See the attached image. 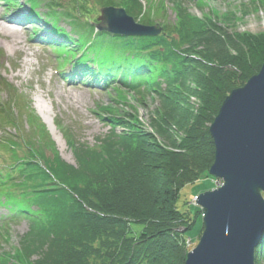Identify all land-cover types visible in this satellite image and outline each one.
Here are the masks:
<instances>
[{
  "label": "trees",
  "instance_id": "obj_1",
  "mask_svg": "<svg viewBox=\"0 0 264 264\" xmlns=\"http://www.w3.org/2000/svg\"><path fill=\"white\" fill-rule=\"evenodd\" d=\"M1 1L6 7L21 8L18 0ZM30 1L32 10L23 21L41 25L36 28L40 33L58 34L62 42H55L59 51H66L64 60L80 53L73 62L81 81L117 88L122 102L123 90H132L140 97L157 93L161 103L149 129L131 104L127 103L131 114L124 115L98 106L94 113L109 131L93 147L70 138L74 166L57 158L34 115L30 119L37 139L21 134L16 116L1 110L14 135L0 143L12 161L0 173V199L12 214L27 218L30 230L11 253L0 254V264H184L188 252L184 237L201 211L191 216L179 210L180 190L207 176L214 161L209 126L230 92L264 63V33L227 34L248 14V7L239 10V17L228 12L201 20L188 13L185 0H167L175 26L164 27L165 34L112 36L95 32L88 24L90 39L102 35L114 40L106 53L93 55L92 42L62 37L63 30L54 25L62 18H77L79 0H70L74 6L66 8L62 0H48L45 21L34 10L39 0ZM98 1L101 7H122L135 18L144 17L142 22L149 25L151 11L164 13V0L147 12L137 0ZM259 3L264 6V0ZM251 7L256 10L254 3ZM68 43L72 48L64 50ZM191 98L198 103L196 110ZM177 133L181 135L176 137ZM43 148L53 157H45ZM202 231L203 225L197 241ZM254 264H264V236L255 249Z\"/></svg>",
  "mask_w": 264,
  "mask_h": 264
},
{
  "label": "rangeland",
  "instance_id": "obj_2",
  "mask_svg": "<svg viewBox=\"0 0 264 264\" xmlns=\"http://www.w3.org/2000/svg\"><path fill=\"white\" fill-rule=\"evenodd\" d=\"M22 1L20 0V2ZM115 1L118 2V0ZM140 1L146 9L151 3L154 7L158 3V0ZM170 1L164 0V13L156 11L153 14L152 12L149 17L150 25L156 24L155 26L161 29L159 35L165 34L164 27L169 29L170 25V29H172L175 26V15L171 9ZM199 1L201 2L198 4ZM259 2L260 0H185L183 6L191 16L201 20L212 19L214 15L219 16L228 12L239 17V10L248 7V14L235 21L226 32L227 34L243 32L258 34L264 33V6ZM61 3L65 8L74 6L70 0H62ZM253 3L256 6L255 11L251 7ZM98 4H100L98 0H79L76 5L82 7L79 8L77 18L67 20V25L61 24L67 31L66 33L61 32L65 37L71 40L77 39L80 44L92 42L93 46L89 48V53L93 55L101 52L106 53L108 51L107 45L114 42L111 38L102 35L90 39L88 24L96 22L101 8ZM154 7L153 10L155 11ZM38 10L43 12L44 7H40ZM2 16L3 14H0V17ZM143 18L141 20L134 18V20L142 24ZM31 34V27H28L26 31L15 32V34L13 32L12 34L0 23V102L4 105L2 111L8 113V108L12 107L10 112L16 116L21 134L29 138L32 136L36 138L35 128L31 125V117H29L30 114L34 115L53 141L57 158L74 166L69 142L74 140L93 147L98 145L99 141L109 131L108 125L100 121L98 116L93 113L98 106L102 108L110 106L114 113L124 115V113L131 114V108L128 107V104H131L137 108L136 117L142 120L145 128L148 129L150 119L161 103V98L158 97L157 93H149L140 97L135 95L132 90H123L126 93L122 102L118 92H116L117 88L101 89L94 87L90 81L84 85L76 81L75 78L71 82L76 83H63L56 75L55 61L49 58L50 54L45 49L46 45H42L43 43L40 42L39 38L33 39ZM170 34L176 40L178 39L176 33ZM69 44L65 45L67 50ZM186 48L187 46L183 45L181 50ZM52 52L55 53V50ZM59 58V61L62 60V57ZM56 63L58 62L56 61ZM160 89L164 90L165 85L161 84ZM134 99L139 100L140 103ZM13 100L14 104H11ZM189 102L196 110L197 101L191 98ZM9 129L11 126L1 118L0 140L2 142H8ZM68 134L71 137H68ZM180 135L177 133L176 137ZM43 153L45 157H50V155L53 157L47 148H43ZM11 162L10 152H6L0 147V172L4 173L3 171L10 166ZM216 184L217 181L207 174L201 180L184 186L180 190L177 201L178 209L190 212L191 216H194L195 211L199 209L195 205V197L203 192L213 190ZM194 222L184 237L185 242L191 243L189 247H186L187 251L196 245L197 236L202 226L201 215H197ZM29 230L30 222L27 221V218H23V216L13 217L4 205H0V254L11 253L17 246L19 238L28 233Z\"/></svg>",
  "mask_w": 264,
  "mask_h": 264
},
{
  "label": "water",
  "instance_id": "obj_3",
  "mask_svg": "<svg viewBox=\"0 0 264 264\" xmlns=\"http://www.w3.org/2000/svg\"><path fill=\"white\" fill-rule=\"evenodd\" d=\"M93 26L118 36L152 37L161 32L111 6L100 8ZM209 134L214 161L208 175L217 184L195 197L203 231L184 264H254L264 236V63L224 99Z\"/></svg>",
  "mask_w": 264,
  "mask_h": 264
},
{
  "label": "bare ground",
  "instance_id": "obj_4",
  "mask_svg": "<svg viewBox=\"0 0 264 264\" xmlns=\"http://www.w3.org/2000/svg\"><path fill=\"white\" fill-rule=\"evenodd\" d=\"M10 25H11V24H10ZM10 29H17V30H20V28H18V27H16V26H13V25L10 27ZM8 31H9V30H8ZM13 32H14V34H15V31H11L12 34H13ZM195 200H196V198H195ZM199 210L201 211V217H202V210H201L200 208H199ZM256 248H257V247H256ZM187 250H188V249H187ZM188 252H189V251H188ZM188 252H187V253H188Z\"/></svg>",
  "mask_w": 264,
  "mask_h": 264
},
{
  "label": "built area",
  "instance_id": "obj_5",
  "mask_svg": "<svg viewBox=\"0 0 264 264\" xmlns=\"http://www.w3.org/2000/svg\"><path fill=\"white\" fill-rule=\"evenodd\" d=\"M185 245H186V247H189L191 245V243L189 241L188 242L186 241Z\"/></svg>",
  "mask_w": 264,
  "mask_h": 264
}]
</instances>
